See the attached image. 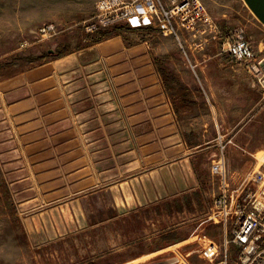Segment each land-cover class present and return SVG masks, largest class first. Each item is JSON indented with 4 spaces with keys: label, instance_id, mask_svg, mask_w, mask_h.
I'll list each match as a JSON object with an SVG mask.
<instances>
[{
    "label": "crops",
    "instance_id": "obj_1",
    "mask_svg": "<svg viewBox=\"0 0 264 264\" xmlns=\"http://www.w3.org/2000/svg\"><path fill=\"white\" fill-rule=\"evenodd\" d=\"M118 36L72 46L0 80V167L5 185L20 187L23 199L36 195L33 185H44L43 192L83 205L107 198L106 208L116 214L106 220L151 210L161 201L169 213L185 212L192 195L203 191L197 155L211 150L213 158L220 134L232 141L228 149L239 143V132L223 123L222 105L232 103V91L247 77L244 67L227 53L205 49L198 51L203 59L195 52L198 67H170L157 56L159 48L148 54L139 45L135 51V43ZM251 113L253 106L243 119L254 120ZM246 136L238 146L249 152L257 143L255 149H263L264 135ZM127 206L131 210L121 212ZM207 222L199 219L196 228ZM187 225L164 233L177 236ZM162 234L131 239L102 258L149 243L152 251L116 263L140 264L191 238L160 246Z\"/></svg>",
    "mask_w": 264,
    "mask_h": 264
},
{
    "label": "rangeland",
    "instance_id": "obj_2",
    "mask_svg": "<svg viewBox=\"0 0 264 264\" xmlns=\"http://www.w3.org/2000/svg\"><path fill=\"white\" fill-rule=\"evenodd\" d=\"M97 1L0 0V80L45 57L66 52L72 46H87L118 35L123 36L126 42L135 43V48H132L135 51L139 45L148 54L156 53L159 48L157 56L168 62L170 67H188L178 41L155 28H134L119 24L89 32L87 25L96 15ZM205 2L210 14L221 26L222 36L221 39L210 41L203 49L209 52L220 51L221 57L226 56L223 39L230 36L235 27H243L257 53L264 56V24L244 0ZM44 24H54L55 32L42 36L41 27ZM197 57L203 59L202 53H198ZM234 63L240 65L235 60ZM245 72L247 77L231 93L232 103L222 105L227 113L223 123L225 127L239 132L237 142L240 144H245L247 133L264 135V117L259 115L264 109V86L255 75L246 69ZM251 82L254 86L250 88ZM251 106L253 113L250 115L254 120L246 121L243 117ZM239 143L226 149L227 173L233 190L242 185L246 187V193H251L246 200L242 199L246 205L245 210L258 212L255 207L257 202L264 207V179L258 182L253 177L259 178V172L264 175V147L256 150L257 143H254V148L247 152L238 146ZM210 151L200 152L196 157V170L203 181V191L202 195H192L185 212L175 209L174 213H169L165 201H161L152 206L151 210H143L139 214L129 213L111 220L106 219L116 214V211L112 207L106 208L111 202L107 198L102 202L95 199L86 201L83 205L80 201L63 198L59 192H43L44 185L39 190L37 185H33L36 195L33 199H23L20 187L5 185V170L0 167V264H116L129 256L148 253L154 248L149 243H143L109 258L102 256L116 251L131 239L148 233H162L181 223L188 225L174 239L191 238L184 243L172 245L156 256L149 253L140 264H153L157 261H166V264H222L219 262L225 257L223 221L214 206L220 183L211 169ZM8 187L11 188L14 201L8 195ZM238 193L233 192V202L240 199ZM160 195L159 191V198ZM235 204L229 210V239L232 237L231 229L239 224H232L233 219L237 221ZM127 210H131V206L122 208L121 212ZM199 219H207L208 222L197 229ZM209 238L217 240L221 248L214 262L202 258V248L211 242ZM174 239L160 240L159 245L174 243L177 241ZM228 255L229 263L236 264L239 247L230 244Z\"/></svg>",
    "mask_w": 264,
    "mask_h": 264
},
{
    "label": "built area",
    "instance_id": "obj_3",
    "mask_svg": "<svg viewBox=\"0 0 264 264\" xmlns=\"http://www.w3.org/2000/svg\"><path fill=\"white\" fill-rule=\"evenodd\" d=\"M119 24L134 28H155L166 36H172L178 41L186 64L193 68L198 67L195 52L222 36L221 26L210 14L205 0H98L96 15L90 20L87 30L94 32ZM55 30L54 24H44L41 34L44 36ZM223 47L225 53L255 75L264 86V70L260 65L264 56L257 53L243 27H235L230 36L223 39ZM217 138L218 151L212 158L211 169L220 183L214 206L223 221L225 257L219 263L230 264L228 250L232 244L239 247L236 264H264V207L257 202L255 207L258 212L245 210L246 205L242 201L251 193H246V187L242 185L233 190L227 173L226 149L232 141L226 140L223 134ZM258 174L259 178L253 179L259 182L264 179V175L262 172ZM233 192H239L237 195L241 200L235 201L237 221L233 220L232 224H239L231 229L232 237L229 239L228 221L231 220L229 210L233 205ZM209 239L211 242L202 248V257L208 262H214L221 248L217 240Z\"/></svg>",
    "mask_w": 264,
    "mask_h": 264
},
{
    "label": "water",
    "instance_id": "obj_4",
    "mask_svg": "<svg viewBox=\"0 0 264 264\" xmlns=\"http://www.w3.org/2000/svg\"><path fill=\"white\" fill-rule=\"evenodd\" d=\"M249 9L264 24V0H244ZM260 65L264 70V57L260 60ZM156 264H166V261H160Z\"/></svg>",
    "mask_w": 264,
    "mask_h": 264
},
{
    "label": "trees",
    "instance_id": "obj_5",
    "mask_svg": "<svg viewBox=\"0 0 264 264\" xmlns=\"http://www.w3.org/2000/svg\"><path fill=\"white\" fill-rule=\"evenodd\" d=\"M174 238H176V233H174V232H165V233L163 232V234L161 235V241L173 240ZM174 241H175V239H174Z\"/></svg>",
    "mask_w": 264,
    "mask_h": 264
}]
</instances>
